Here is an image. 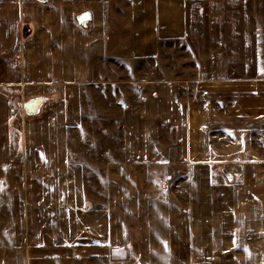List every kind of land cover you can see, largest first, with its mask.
<instances>
[{
	"label": "crops",
	"instance_id": "0c3cea01",
	"mask_svg": "<svg viewBox=\"0 0 264 264\" xmlns=\"http://www.w3.org/2000/svg\"><path fill=\"white\" fill-rule=\"evenodd\" d=\"M41 1L0 0V172L40 196L12 199L13 231L0 216V264H264V74L129 81L117 183L84 199L66 151L82 87L189 38L187 0Z\"/></svg>",
	"mask_w": 264,
	"mask_h": 264
},
{
	"label": "rangeland",
	"instance_id": "374dc122",
	"mask_svg": "<svg viewBox=\"0 0 264 264\" xmlns=\"http://www.w3.org/2000/svg\"><path fill=\"white\" fill-rule=\"evenodd\" d=\"M185 4L188 9L185 14L188 24L186 35L189 38L164 44L154 58L103 61L97 66L93 85L82 87L79 95L80 121L67 130L66 151L69 163L77 170V185L82 189L84 199H108L109 186L117 183L111 168L123 159L125 104L135 105L138 101L137 90L129 81L165 78V67L174 68L171 76L193 79L204 77L205 65L210 66L209 70L212 68L211 72L217 71L216 67L225 71L218 77L234 76L229 72L231 69L244 78L264 74V0H187ZM204 56L210 59L204 62ZM7 63L8 60L3 63L4 67ZM17 78L16 75L2 77L4 82L17 81ZM16 100L13 108L24 113L23 104H15ZM64 173L54 172L50 185L66 186L70 176ZM5 176L7 182L3 181ZM7 176L8 172H0V199H5L0 216L3 222L8 223L4 227L13 231L16 227L13 220L3 218L4 213L7 217L17 213L12 199H22L24 193L26 199H38L40 196L34 198L33 194L30 197L27 194L29 190L21 187L11 188L12 182ZM13 202L15 204L11 205ZM26 206L21 207L24 209ZM261 258H264V253H261Z\"/></svg>",
	"mask_w": 264,
	"mask_h": 264
},
{
	"label": "water",
	"instance_id": "95a60500",
	"mask_svg": "<svg viewBox=\"0 0 264 264\" xmlns=\"http://www.w3.org/2000/svg\"><path fill=\"white\" fill-rule=\"evenodd\" d=\"M85 14H88V13H83V14H82V17H84ZM82 17H81V18H82ZM88 18H89V14H88ZM88 18H87V19H88ZM87 19H85V20H87ZM85 20H84V21H85ZM40 102H41L40 100H34V101L27 102V103L24 104V108L28 109V108H31V107H35V106H37Z\"/></svg>",
	"mask_w": 264,
	"mask_h": 264
},
{
	"label": "snow or ice",
	"instance_id": "6c2138e0",
	"mask_svg": "<svg viewBox=\"0 0 264 264\" xmlns=\"http://www.w3.org/2000/svg\"><path fill=\"white\" fill-rule=\"evenodd\" d=\"M87 18H88V14H85V16L82 17L81 19H82V21H83V20H85V19H87Z\"/></svg>",
	"mask_w": 264,
	"mask_h": 264
}]
</instances>
